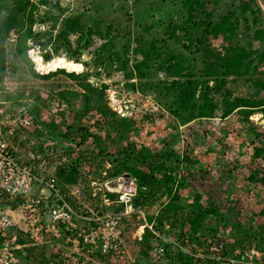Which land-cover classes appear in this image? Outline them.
Returning <instances> with one entry per match:
<instances>
[{"label": "rangeland", "instance_id": "obj_1", "mask_svg": "<svg viewBox=\"0 0 264 264\" xmlns=\"http://www.w3.org/2000/svg\"><path fill=\"white\" fill-rule=\"evenodd\" d=\"M255 1L264 13V0ZM60 2L66 8V11L60 14L61 18L83 13L87 21L86 25H91L101 18L103 22L98 26V30L101 31L109 28V23L113 24L112 31L116 33L119 44L112 48L118 51L121 57L128 56L129 65L135 55L139 57L134 50L136 38L140 36L146 40L167 38L166 31L170 30L169 25L173 23L177 25V22H180L185 15L183 0H60ZM236 9V0H222L211 11L217 19L220 14ZM50 11L58 13L56 8ZM34 27L36 30H44L47 25H34ZM241 35H243L241 43L246 45L249 38L244 31ZM210 38L214 46L218 48L222 46L223 41L220 36L211 34ZM93 39L89 48L80 55L82 60L89 63L88 69L99 73L98 75L92 74L88 81L96 86L106 83V99L110 105L116 111L124 113L122 116H130L134 119L137 129L135 133H131V141H135L138 146L149 147L152 152H160L164 149L163 147H166L171 152L180 155L178 163L174 162V158L172 162L178 164V169L175 170L177 178L185 177V184L179 191L181 197L191 202L193 197L200 196L201 203H215L218 214L205 218L204 231L193 233L188 225L172 226L169 221L164 220L163 231L160 232L148 220V216H157L162 205L157 203L141 208L145 213V219H139L136 213H131L130 219L126 220V223L123 221L121 256L105 258L91 255L78 238L65 235L64 231L68 229V226L64 225L61 226L59 232L51 233L45 243L33 247L30 254L25 251L19 254V264H177L176 262L171 263L165 256L163 242L169 243L172 250L177 249L190 253L195 258H200V261L194 262L195 264H211L212 259L209 257L213 254L206 251V239L215 240V237L208 233L213 229L216 231V237L225 236L233 239L234 247H240L234 236L236 232L245 233V236L249 238L248 241L244 240V243H256L257 241L259 244L258 226H264V180H262L264 160L255 155V148L264 147V126L261 130L262 135H255L250 128L253 122L250 117L261 113V116L257 115V119L263 125L264 112L256 110L246 120L235 111L227 117H222L218 110L213 117L197 118L183 125L164 106L166 101L169 102L170 97H164L158 91V86H161V82L165 79L162 71L154 69L143 80L142 89L138 86L131 89L128 82L133 80H127L118 68H114V62L110 61L106 53H99L104 58L103 65L98 62L94 63L96 48L104 39L97 34ZM28 44L31 45L30 49L34 50H31L33 53H30L29 57L35 69L41 74L50 73L39 70L33 60L34 56L40 55L45 60V51L41 52L39 44L32 40ZM123 44L129 45V51L124 50ZM167 44L177 52H183L194 64V71H198L201 64L197 55L183 50L180 43L170 38ZM252 46L258 48L261 47V43L252 41ZM66 54L65 49L59 56L53 55L51 60L55 63L58 62L59 57L68 60ZM78 64L82 67L80 72H83L86 69L85 66L83 63ZM64 71L70 73L66 69ZM3 84V90L0 91L1 107L5 115L11 114V118L15 119V123L10 124L13 132L9 134L3 131L7 135L6 139L17 149L29 144L33 145L35 129L41 128L45 133L42 137L44 144L49 147V151H53L50 157L56 155L57 159L63 160L62 163L78 164L82 178L74 184L67 185L64 192L65 197H70L77 206L74 208L75 211L87 218H102L107 211H122L123 208L117 209L121 204L119 194L116 193V197L111 199L107 195L110 191L107 190L105 184L110 183L115 186L120 178L130 176L126 174H120L114 178L109 176L113 171L112 165H114L112 155L107 152L99 154L94 141L95 135L101 136V139L105 137L106 127L98 124L93 116L80 115L82 106L78 101L66 100L56 93L66 88L77 89L76 82L63 74H56L44 80L21 81L7 77ZM22 88L25 89L23 98L25 105L10 107V103L5 100L3 94L5 92L14 93ZM31 90H36L33 97H29ZM228 92L234 96L257 97L263 94L262 91L256 93L249 82L243 79L232 80L223 90L214 93L213 100L218 109L222 108L223 100L228 96ZM27 96L29 98H26ZM109 97L112 100H109ZM35 109H38V113L34 112ZM34 119H39L48 125L56 124L62 132L66 131V127L72 126L76 129L78 125L87 127V131L81 132L84 134V139L81 137L52 139L49 137L50 127L35 124ZM165 144L167 146H164ZM54 145L56 148H53ZM110 145L113 146L110 150L112 153L118 142L115 144L111 142ZM185 153L193 160V166L187 167L186 163L184 164L181 160ZM161 176V174H156L158 179ZM252 176L258 179L253 181ZM166 200L167 198L164 197L163 201ZM78 223L85 231L92 227L91 220H85V222L78 220ZM148 225H151V229ZM146 228L150 229L156 238L150 240L149 256L143 257L140 250L144 245L140 240ZM181 231H184L183 237L180 236ZM190 236L193 240H190ZM261 246L263 249L260 247L259 249L264 257V244Z\"/></svg>", "mask_w": 264, "mask_h": 264}, {"label": "trees", "instance_id": "obj_2", "mask_svg": "<svg viewBox=\"0 0 264 264\" xmlns=\"http://www.w3.org/2000/svg\"><path fill=\"white\" fill-rule=\"evenodd\" d=\"M221 1L183 0L182 6L185 9L183 19L177 22V25L175 23L169 25L170 30L166 31L167 38L149 40L142 36L136 38L134 50L139 57L135 55L129 65L130 58L121 57L120 53L113 49L119 44L116 33L112 31L113 24L109 23L110 27L101 31L98 30V26L103 22L101 18L91 25H86L87 21L83 13L61 18L60 14H63L66 8L61 5L60 0H0V91L3 90V83L7 77L26 81L28 79H50L56 74H63L74 80L77 89L66 88L56 93L66 100L78 101L82 106L80 115L93 116L98 124L106 127L105 137L101 139V136L95 135L94 141L99 154L107 152L112 155L114 165H112L113 171L109 176L114 178L120 174H126L137 182V192L132 199L134 209L150 207L157 203L162 205L157 216H148V220L160 232L163 231L164 220L169 221L172 226L188 225L193 233L204 231L203 221L207 216L218 214L217 206L211 202L201 203L200 196L193 197L191 202L181 197L179 191L185 184V177L177 178L175 170L178 169V164L172 162L174 158V162L178 163L180 155L171 152L166 147H163L164 149L160 152H152L149 147L138 146L135 141H131V133H135L137 129L136 122L132 117L122 116L109 106L105 93L106 83L96 86L88 81L92 74L98 75L99 73L88 69L89 63L82 60L80 55L89 48L93 43L94 35L97 34L104 40L96 48L94 63L98 62L103 65L104 58L99 53H106L110 61L114 62V68H118L127 80H133L128 82L131 89L136 86L142 89L143 80L154 69L162 71L165 79L161 82L162 85L158 86V91L160 95L170 97L169 102L166 101L164 106L183 125L197 118L213 117L218 110L222 117H227L235 111L248 120L256 110L264 112V13L255 0H236V10L220 14L215 19L211 9H215ZM52 8H56L58 13L50 11ZM34 25H47V28L36 30ZM243 31L249 38L246 45L241 43ZM11 33L15 34L14 41L10 40ZM211 34L221 37L223 44L220 48L212 43ZM169 38L180 43L183 50H188L200 58L201 65L198 71H194V64L183 52H177L168 46ZM31 40L39 44L41 52L45 51V60L40 56L33 57L37 68L42 72L50 73L41 74L35 69L28 55L31 47L28 42ZM252 41H258L261 47L254 48ZM123 48L129 51V45L123 44ZM65 49L68 60H63L61 57L56 63L51 60L53 55L59 56ZM78 63H83L85 66L86 69L83 72H80L82 67ZM64 69L70 73H65ZM238 79L249 82L256 93L262 91L263 94L257 97L234 96L228 92V96L223 100L222 108L218 109L213 100L214 93L223 90L229 81ZM35 93L36 90H31L29 97H33ZM3 95L10 103V107L25 105L23 99L25 89L23 88L14 93L5 92ZM34 112L38 113V109ZM250 119L253 121L250 125L251 131L255 135H262V124L258 121L257 115ZM33 122L45 127L49 126V137L52 139L76 137L84 139V134L81 132L87 131V127L82 125H78L76 129L72 126L66 127V131L62 132L56 124L48 125L39 119H34ZM112 133L113 136H111ZM44 134L41 128L35 129V143L31 145L35 151L45 152L42 140ZM111 142L112 144L118 142L112 153L110 152L113 147L110 145ZM53 148H56V145ZM255 155L264 160V147H256ZM181 160L184 164L186 163L187 167L194 165L187 153ZM157 173L162 175L160 179L156 177ZM56 177L63 193L67 185L74 184L82 178L78 164L69 165L66 162L57 167ZM257 179L252 176L253 181ZM107 195L111 199L116 197V193L108 192ZM164 197L167 198L166 201H163ZM66 199L74 208H77L70 197ZM122 208L121 203L117 209ZM92 225L94 228L97 226L96 222H92ZM258 227L260 240L259 244L257 241L256 243L263 249L261 244H264V226L259 225ZM78 233L77 230L65 229L64 231L65 235L78 238L88 251L89 245ZM208 233L216 237L214 229L209 230ZM239 233H234V236L236 242L241 245L249 238L245 236V233ZM183 235L184 231H181L180 236L183 237ZM152 238H156L154 233L146 228L140 240L144 245L140 250L143 257L149 256L148 251L151 248ZM190 240H193L191 236ZM163 245L165 256L171 263L195 264L196 260L200 261V258H195L190 253L177 249L172 250L169 243L163 242ZM33 247L35 246L24 247L17 251L18 255L23 251L30 254ZM90 253L97 257L109 256L102 255L98 251Z\"/></svg>", "mask_w": 264, "mask_h": 264}, {"label": "built area", "instance_id": "obj_3", "mask_svg": "<svg viewBox=\"0 0 264 264\" xmlns=\"http://www.w3.org/2000/svg\"><path fill=\"white\" fill-rule=\"evenodd\" d=\"M14 39L15 34L11 33L10 40ZM31 50H28L29 56L34 51ZM109 100L112 99L109 97ZM256 115L261 116V113ZM13 123L15 119L11 118V114L5 115L0 106V264H19L17 251L45 243L51 233L59 232L64 225L79 231L78 234L89 245V252L121 256L123 223L130 219L131 213L145 219L143 209L132 207L137 182L123 176L115 185L122 184L121 191H115L116 187L110 183L105 184L107 190L119 194L123 210L107 211L102 218H87L75 211L57 183L56 169L63 160L57 159L56 155L50 157L53 151H49L46 144L43 145L45 152L35 151L30 144L15 148L3 133L7 131L11 134L13 129L10 124ZM78 220H91L97 226L94 228L92 225L85 231ZM148 227L151 229V225ZM214 239H206V251L213 254L209 257L211 264H264L262 252L255 242L234 247L233 239L229 237L217 236Z\"/></svg>", "mask_w": 264, "mask_h": 264}, {"label": "bare ground", "instance_id": "obj_4", "mask_svg": "<svg viewBox=\"0 0 264 264\" xmlns=\"http://www.w3.org/2000/svg\"><path fill=\"white\" fill-rule=\"evenodd\" d=\"M118 183H119V181H118ZM121 189H122V184H118V186L114 190L115 191H121Z\"/></svg>", "mask_w": 264, "mask_h": 264}]
</instances>
